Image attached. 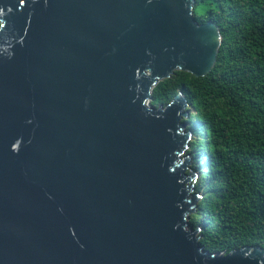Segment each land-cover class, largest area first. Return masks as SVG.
Masks as SVG:
<instances>
[{
	"label": "water",
	"instance_id": "1",
	"mask_svg": "<svg viewBox=\"0 0 264 264\" xmlns=\"http://www.w3.org/2000/svg\"><path fill=\"white\" fill-rule=\"evenodd\" d=\"M195 0H0V264H264L206 251L190 107L221 44Z\"/></svg>",
	"mask_w": 264,
	"mask_h": 264
},
{
	"label": "trees",
	"instance_id": "2",
	"mask_svg": "<svg viewBox=\"0 0 264 264\" xmlns=\"http://www.w3.org/2000/svg\"><path fill=\"white\" fill-rule=\"evenodd\" d=\"M198 23L222 37L203 77L175 71L153 89L154 107L182 93L198 136L191 166L201 195L190 223L208 252L264 249V0H195ZM200 170V171H199Z\"/></svg>",
	"mask_w": 264,
	"mask_h": 264
},
{
	"label": "rangeland",
	"instance_id": "3",
	"mask_svg": "<svg viewBox=\"0 0 264 264\" xmlns=\"http://www.w3.org/2000/svg\"><path fill=\"white\" fill-rule=\"evenodd\" d=\"M160 106V105H159ZM190 111H192L191 109H190ZM185 122V121H184ZM185 124H186V129L187 130H190V131H192L191 129H190V127H189V124H187L186 122H185ZM192 133H193V138H192V141H191V143L193 142V140H197L198 139V136L192 131ZM188 153H190V155H191V157H193V150L192 149H190L189 151H188ZM191 169H192V166H191ZM200 171V170H199ZM197 173H199L198 171H197ZM196 186H197V182H195L194 183V186H193V191L191 192L192 194H194V193H196ZM199 194V193H198ZM190 225L195 229V228H197V227H199V226H197V225H192L191 223H190ZM200 228V227H199Z\"/></svg>",
	"mask_w": 264,
	"mask_h": 264
}]
</instances>
